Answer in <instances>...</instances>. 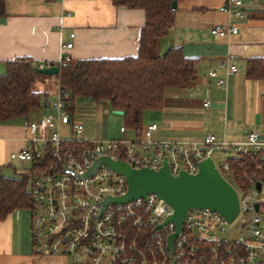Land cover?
I'll list each match as a JSON object with an SVG mask.
<instances>
[{"label":"built area","instance_id":"2783aa9c","mask_svg":"<svg viewBox=\"0 0 264 264\" xmlns=\"http://www.w3.org/2000/svg\"><path fill=\"white\" fill-rule=\"evenodd\" d=\"M221 10L232 20L215 25L213 32L222 37L238 33V21L245 16L243 0H227ZM73 45L71 41L63 46L70 49ZM71 59L65 53L59 67H67ZM50 65L41 63L38 67ZM238 72L232 57L227 56L219 59L208 75L227 87L229 76ZM68 98L69 93L60 88L52 102L55 111L29 123L26 139L30 146L15 154L23 161L45 163L33 176L30 188L35 254L68 256L72 264H264V180L260 176L264 174V140L258 132L252 131L247 140L239 142L219 140L212 132L200 139H164L150 136L159 128L152 123L135 130L131 137L89 140L83 136V119L95 108H84V112L85 106L70 107ZM203 104L208 108L212 101L207 99ZM126 130L125 125L120 128L121 132ZM215 152L229 154L221 166ZM100 156L120 157L135 168L158 169L167 160L174 175L183 170L197 173L200 161L212 157L238 192L239 214L228 222L219 212L190 208L174 240L172 263L168 237L176 229L169 220L173 208L152 192L145 198L108 202L104 208L107 196L126 193L127 181L106 164L84 175ZM230 157L239 161L238 169L249 182L246 187L232 183L237 172ZM240 158H248L249 164L244 165Z\"/></svg>","mask_w":264,"mask_h":264},{"label":"crops","instance_id":"0c3cea01","mask_svg":"<svg viewBox=\"0 0 264 264\" xmlns=\"http://www.w3.org/2000/svg\"><path fill=\"white\" fill-rule=\"evenodd\" d=\"M226 1L177 0L174 24L150 47L151 55H159L180 46L186 56L198 59L193 81L186 88L168 90L163 108L145 112L143 128L159 125L151 137L200 139L212 132L219 140L239 142L256 131L264 140V79L249 78L246 72L249 58L264 57V0H243L245 16L238 21L239 32L222 37L212 28L231 22L221 10ZM5 11L6 21L0 22V72L6 61L20 56L55 65L65 53L73 59L136 56L145 22L143 9L118 6L113 0H6ZM71 41L73 47L64 48ZM227 56L239 72L230 75L223 87L208 72ZM33 89L42 95L39 107L26 116L0 120V178L30 172L32 162L25 168L28 161L15 154L30 146L29 123L55 111L58 78L37 81ZM207 99L212 101L208 108L203 104ZM121 133L131 137L126 134L133 136L135 130ZM24 210L15 209L0 220V264H72L68 256L35 254L32 215Z\"/></svg>","mask_w":264,"mask_h":264},{"label":"trees","instance_id":"16d2710c","mask_svg":"<svg viewBox=\"0 0 264 264\" xmlns=\"http://www.w3.org/2000/svg\"><path fill=\"white\" fill-rule=\"evenodd\" d=\"M173 1L113 0L115 5L139 8L145 12L136 56L72 58L68 66L60 67L55 75L38 72L36 68L39 64L27 56L6 61L5 71L0 72V120L26 116L39 107L42 95L33 89V84L55 76L60 88L69 93L67 101L70 107L82 98H89L95 103L106 101L112 110L124 111L122 116L127 128L140 130L146 111L163 108L168 90L186 88L196 76L198 59L186 56L182 47H171L159 55L149 52L156 39L165 35L174 24L177 9L172 7ZM5 10L6 0H0V18L6 15ZM246 72L249 78L264 79V57L249 58ZM229 159L237 172L232 183L237 187H246L249 182L238 169L237 158ZM239 160L244 165L249 164L248 158ZM44 165L33 162L29 173L0 178V220L15 209L32 208L29 187L33 176ZM260 176L264 180V174ZM192 264L213 263L195 261Z\"/></svg>","mask_w":264,"mask_h":264},{"label":"water","instance_id":"95a60500","mask_svg":"<svg viewBox=\"0 0 264 264\" xmlns=\"http://www.w3.org/2000/svg\"><path fill=\"white\" fill-rule=\"evenodd\" d=\"M177 8V0L172 3ZM4 17L0 22H5ZM36 70L47 75H55L60 71L59 65L37 67ZM122 115L123 110H114ZM101 164H106L121 173L127 181V191L118 197L107 196L104 208L108 202H126L137 197L145 198L148 193L157 194L173 208V214L169 218L175 223V231L168 237V249L174 262V240L182 229L187 212L190 208H208L222 214L228 222H232L240 211L238 192L234 186L223 177L212 157L200 161L197 173L181 171L174 175L167 160L158 168H135L120 157L114 159L110 156L96 157L92 166L84 175L91 174ZM259 209V203L255 205ZM167 222V221H166Z\"/></svg>","mask_w":264,"mask_h":264},{"label":"rangeland","instance_id":"374dc122","mask_svg":"<svg viewBox=\"0 0 264 264\" xmlns=\"http://www.w3.org/2000/svg\"><path fill=\"white\" fill-rule=\"evenodd\" d=\"M37 89V86L34 87ZM170 91H174V89H170ZM171 93V92H170ZM175 100V98H171ZM78 106H85L84 108L94 107L93 113H90L89 116H86L83 119L85 131L83 133L84 138L89 140L95 139H104V140H113L120 139L124 137V134L120 132V127L123 125V116L115 114L111 109L110 105L106 101H101L99 103H95L91 101L89 98H82L77 100ZM91 105V106H89ZM86 110L84 109V112ZM88 112V111H87ZM132 133H127L126 135L132 136ZM229 154H225L223 152H215L214 158L217 162L218 166H221V163H224ZM30 166L29 161L25 162L24 167L28 168ZM23 170V169H20ZM256 189L258 191L261 190V184L257 183ZM25 213L30 214L31 209L25 208Z\"/></svg>","mask_w":264,"mask_h":264}]
</instances>
